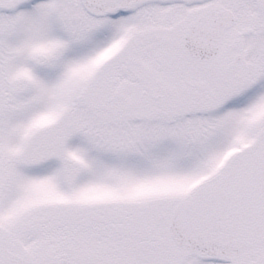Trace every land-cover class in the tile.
<instances>
[{"label": "snow or ice", "instance_id": "obj_1", "mask_svg": "<svg viewBox=\"0 0 264 264\" xmlns=\"http://www.w3.org/2000/svg\"><path fill=\"white\" fill-rule=\"evenodd\" d=\"M0 264H264V0H0Z\"/></svg>", "mask_w": 264, "mask_h": 264}]
</instances>
